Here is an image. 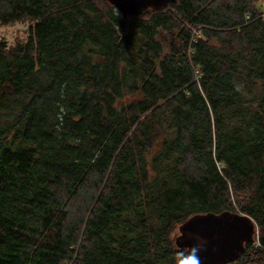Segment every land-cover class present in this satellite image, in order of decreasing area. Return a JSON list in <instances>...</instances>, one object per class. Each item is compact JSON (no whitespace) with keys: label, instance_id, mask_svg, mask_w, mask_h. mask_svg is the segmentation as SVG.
<instances>
[{"label":"trees","instance_id":"trees-1","mask_svg":"<svg viewBox=\"0 0 264 264\" xmlns=\"http://www.w3.org/2000/svg\"><path fill=\"white\" fill-rule=\"evenodd\" d=\"M262 0H0V264H178L196 215L258 228L264 264Z\"/></svg>","mask_w":264,"mask_h":264},{"label":"water","instance_id":"water-1","mask_svg":"<svg viewBox=\"0 0 264 264\" xmlns=\"http://www.w3.org/2000/svg\"><path fill=\"white\" fill-rule=\"evenodd\" d=\"M123 19L159 11L177 0H107ZM239 212L196 215L178 229L175 245L182 251L178 264H232L245 244L252 243L258 228Z\"/></svg>","mask_w":264,"mask_h":264},{"label":"rangeland","instance_id":"rangeland-1","mask_svg":"<svg viewBox=\"0 0 264 264\" xmlns=\"http://www.w3.org/2000/svg\"><path fill=\"white\" fill-rule=\"evenodd\" d=\"M258 8L264 12V0ZM33 23L29 21L18 22L10 25H0V42L5 43L8 48H12L16 43H24L31 35ZM177 235H179L177 231Z\"/></svg>","mask_w":264,"mask_h":264}]
</instances>
